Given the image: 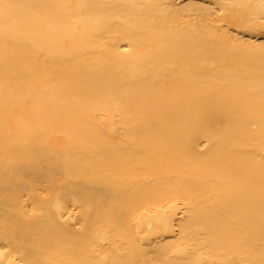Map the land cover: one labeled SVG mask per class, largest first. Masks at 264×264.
Segmentation results:
<instances>
[{"label": "bare ground", "instance_id": "bare-ground-1", "mask_svg": "<svg viewBox=\"0 0 264 264\" xmlns=\"http://www.w3.org/2000/svg\"><path fill=\"white\" fill-rule=\"evenodd\" d=\"M0 264H264V0H0Z\"/></svg>", "mask_w": 264, "mask_h": 264}]
</instances>
